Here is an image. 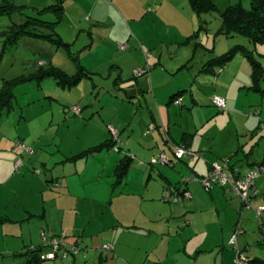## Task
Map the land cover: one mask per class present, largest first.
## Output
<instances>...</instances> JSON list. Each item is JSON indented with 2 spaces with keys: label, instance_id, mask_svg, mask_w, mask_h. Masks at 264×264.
Masks as SVG:
<instances>
[{
  "label": "crops",
  "instance_id": "1",
  "mask_svg": "<svg viewBox=\"0 0 264 264\" xmlns=\"http://www.w3.org/2000/svg\"><path fill=\"white\" fill-rule=\"evenodd\" d=\"M118 1H121V3H117ZM158 1L68 0L66 2L65 0H0L1 5L10 4L22 11L17 13L16 20L19 22L23 13L34 16L41 15L42 11L49 6L62 2V14L58 24L55 26L56 34L62 41L61 46L58 47L52 40L38 37H24L15 45L18 46L20 43H24V45H42V47L45 46L47 48L43 52L41 51L47 61L42 59L37 63H29L24 69L26 73L23 74L36 73L41 68L56 69L62 71L68 78L67 80H69V77L78 75L81 71L80 67L83 66L90 74L86 78H89V82L92 81L89 95L79 97L81 92L90 89V83L78 82L73 84L70 89V91L74 90L78 94V98L73 103L76 104L75 107L80 110L81 115L80 117L78 116L79 118L71 120V118L68 119L67 115L65 116L66 112L61 114L63 117L59 122L62 123L60 125L63 126L65 124V127L69 129L67 133L60 132L61 126L59 129L58 125L52 132L51 128L55 125L54 115L49 122L50 129L48 131H46L47 129L43 130L42 125L47 124V119L40 120L35 112L30 113L31 119L29 120V115L24 116V113L30 105H21L22 112L19 120L20 122L25 121V125L22 132L17 128L14 129V132L18 133L20 141L23 140L25 145L27 143L35 145L37 143L41 147L40 139H49V144H53V150L50 151V154L53 155L54 159L61 154L63 158L58 163L60 164L59 166H63L65 169L70 160L78 164L80 159L86 158V162L82 168H77L69 173V171L64 169L59 170L58 165L54 168L53 163H49L50 161L48 160H40L39 163H42L45 170L44 180L46 183L38 181L44 187L35 189L34 186L30 185L29 189L30 195H34L35 192L43 193L40 211L25 207L20 217H13V215L9 214L0 216V220H3L0 223V256L6 258L9 255L11 264H22L24 262L23 259L15 256H19L30 246L37 245L33 244L37 241V232L32 233L29 231L25 233L22 229L26 220L34 221V218H41L43 229L52 235L54 234V236H51L52 239L59 235L67 237V235L78 234L83 239L87 238L90 241L85 243L87 247L90 244L94 247H99L103 243L114 244L115 256L107 260L109 264H150L152 256L155 258L154 264H204V259L209 258V253H212L210 259H212V255L218 256V261H215V264H234L235 252L237 251L242 253L243 258L246 257L245 264H257L255 261L264 262V257L262 256V254L264 255V212L261 215L260 224L256 228L255 233L252 231L248 232L245 225L250 222L251 218L247 220L246 212L242 208L243 203L241 204L242 201L233 191L231 192L224 187L214 188L209 190L210 197L201 196L199 189H196L195 193L192 191L191 186L198 184L189 185L188 181L191 182L194 179L193 176L196 179L199 178L200 181L205 175L207 176L211 167L209 161V163H206L207 166L204 164L205 166L202 167H199V162L192 167L187 165L189 168H187V171L189 170L188 173L187 171H182L180 167L178 168L177 161L173 155L166 154L165 151H162L164 154L155 151L159 153L158 155L155 152L153 155L150 152H145L147 161L144 165H140L139 169L135 167L139 172V179L133 182L132 178L130 179L131 168L135 166V162L138 159L136 155L138 154L140 157L143 154L139 153L136 148H132L130 144L127 147L128 151L125 155L119 157L117 164L114 161L109 162V156L105 154L109 152V148L105 146L110 141V135L108 127L105 129L102 125H106L107 121L103 117L102 111L100 113L101 116H99V111L103 107L99 110H95L94 107L95 104L98 107L102 104V100H100L101 92L109 93L107 98L115 97L116 101H111L113 105L117 103L118 106L120 104L129 106L128 104L134 105L133 102L138 100L141 108L144 106L148 107L151 115L153 114L152 111L154 113L155 111L158 112V118L156 115L153 116L155 118L154 121L159 126H163L162 128L165 129V132L170 137V142L192 152L198 151L194 146L195 136L209 121L225 110L235 114L245 113L248 107L253 106L252 109L255 108V110H249L250 128L253 129L256 125L257 133H260V135L256 136L255 134L251 139L248 134H245L247 139H239V145H241L238 150L239 153L237 151V159L236 152L231 153V151H222L219 157L216 156V158L221 160L230 158L232 167L239 171L238 174L240 176H245L251 168L264 163V129L260 130L259 127L260 122L264 123L262 120V116H264V100L255 98L249 104L240 96L241 94L250 95V93L255 95L262 93L264 95V89L261 86L258 90L251 88L253 86L252 66L250 74L246 73V75H241L240 77L235 74L226 75V67L229 68L232 62L236 60L238 56L236 55L226 67L219 70V72L223 70L221 74L212 75V73H206L203 70L204 67L212 59L227 52L225 47L218 51L217 48L207 46L200 40L199 35L202 31H206L200 26L205 24L208 19L204 20L203 14L200 15L195 11L189 0H173L175 4L169 6H167L169 0H161L160 8L153 10L151 4L154 2L158 3ZM180 3H182L183 8L181 12ZM148 6L149 9L146 11ZM149 12L155 13L149 15ZM45 14L52 15L48 12H44ZM194 14H197L200 18L197 29H195ZM132 24L135 28L132 27ZM1 25H3L2 22H0V27ZM115 27L123 28L126 31V35L104 41L105 31H98V29L110 28V30H113ZM209 31L207 24L206 32ZM43 32L51 33L46 30H43ZM198 36L199 40H196ZM186 37L187 39H185ZM1 43H3V40ZM183 43L192 44L194 48H203L207 50V54L208 52L210 53L208 54V59H206L205 55H198L200 59L198 60L199 63L195 70L194 79L191 75L186 74V68H191L187 65V60L193 49L190 47L182 49ZM122 44H127L131 52L126 53V49L122 53L117 52V50L120 51L119 45L121 46ZM214 44H216L215 41ZM74 46H76V49ZM145 48L154 50L147 65H145L144 52L141 51V49ZM60 49H62L61 51H66L73 62H70L65 57L66 65L60 66L55 58ZM5 50L6 48L3 49L4 52ZM175 52H185L181 57L180 63ZM145 66L152 68L150 76L145 77L143 80L138 79L135 83L131 76L132 71ZM246 67L250 69L249 65ZM214 68L216 73L220 69L217 65ZM126 71H129L127 80L124 79ZM202 77L205 78L201 79ZM181 78L183 80L177 82ZM113 79V86L109 87L108 83ZM198 79L203 80L205 84H207V81L212 83V80L216 82L217 86L215 89L217 93H215L214 97H222L226 100L225 110H217L212 104V99L209 101V99L205 98L207 96L205 93L199 91V94L195 91L196 83L198 85L199 83L201 84L200 81H197ZM125 81L128 82L126 86L123 85ZM67 84L71 85L69 83L65 85ZM93 93L98 94H95L94 97ZM184 94H187L189 98L188 103ZM126 95L128 100H126ZM178 100H181V104H176ZM236 100H241V104H235ZM13 102L14 99L6 113L13 109ZM69 103L67 101V104ZM133 105L129 107H134ZM34 107L35 105L31 106V109ZM87 108L90 110L89 114L84 113ZM257 109L259 110L257 111ZM162 112H164V115ZM172 114L184 116L183 119L186 121L185 126L183 127L182 125L176 136L171 133V128H169V124L172 122L171 119L168 118V123L166 119L167 115L171 116ZM257 114L259 116L255 117ZM2 117L1 114L0 122ZM96 118L99 119L97 120ZM109 124L112 125L113 123L110 121ZM61 134L64 136L61 138V144L69 138L77 140L80 150L65 151L60 146L57 148L54 144L57 142V137ZM143 141L142 139V143ZM149 142V140L144 141L142 147H145V150L151 149L152 144ZM42 147L45 148L44 145ZM100 147L102 148L99 151H94V149ZM56 153L57 155H55ZM13 154L16 156L15 153ZM161 155L166 156L167 164L165 165H168V168L172 170V174L175 176L173 178L176 179L179 176L178 179L174 180L169 177L167 173L163 172L162 168L152 163L153 158L161 157ZM150 156L152 159L148 163ZM22 158L24 164L29 166L32 161L34 166L33 162L38 157L29 158L28 156H23ZM124 160L128 162V166L125 170V175L120 178L118 167ZM210 160L212 162L215 161L213 158ZM2 161L5 162V159L0 153V163ZM140 161L145 162L141 159ZM150 163L152 164L151 167L148 166ZM136 170L133 169V173ZM106 173L109 174L106 175ZM154 177L162 178L163 185L161 186L157 181H151ZM4 178L0 175V182L9 180ZM24 179L25 177H17V185L14 187L22 186ZM107 180L111 182L109 186L105 182L101 184V182ZM57 187L61 188L55 190ZM257 188L259 197L254 200L255 206L264 208V176L257 181ZM161 189H163V192L170 191L172 196L175 197H185L186 193H190V197L192 195V199L195 198V203L188 205L182 202L183 204L180 205L182 208L178 214H175L177 212V209L173 211L175 207H171L172 205L167 207L161 203ZM31 200L32 198L29 199V202ZM61 201L71 204L72 208L60 209L59 202ZM131 202L134 203V207H132ZM81 204L86 205L81 207ZM97 205L100 207L96 214L97 217L107 216L110 222L108 225L104 224L97 227L93 233L87 235L88 228L84 219L92 215L90 208ZM187 208L189 209L187 210ZM191 211L199 213L198 221L194 219L196 216L192 215ZM25 214L26 217H24ZM136 214L138 216H135ZM183 214L185 219L178 222L186 221L188 224L185 223L187 226L185 229L182 230V225L180 226V224L176 227L166 225L167 220L180 219ZM242 216L243 218H241ZM239 220H242L241 227L244 234L241 236L243 239L240 244H238V240L236 244H232L231 241ZM8 221L13 224H6L7 228L3 225ZM121 228L123 229L121 230ZM126 233L130 235L127 236ZM193 236H203L204 238L199 244L191 246ZM89 237L92 239L89 240ZM44 252H50V249ZM217 253L221 254L217 255Z\"/></svg>",
  "mask_w": 264,
  "mask_h": 264
},
{
  "label": "rangeland",
  "instance_id": "2",
  "mask_svg": "<svg viewBox=\"0 0 264 264\" xmlns=\"http://www.w3.org/2000/svg\"><path fill=\"white\" fill-rule=\"evenodd\" d=\"M65 1L68 2V0H65ZM160 1L161 0H159L158 3L154 2L153 4H151L153 10L160 8L162 4L160 3ZM214 2L216 3L217 8L221 12L225 11L228 7L232 5H236V4H242L247 9H250L251 7L250 0H214ZM117 3H121V1H118ZM171 4H175V2H173V0H169V3L167 6ZM148 9H149V6L146 8V11ZM182 10H183L182 3H180V12ZM220 11L217 10L211 13H204L202 15L204 20L208 19L207 24H208V29L210 31L209 32L202 31L201 34L199 35L200 40L204 42L207 46H211L212 48L213 47L217 48L218 51H221L222 47H225L228 51L229 48L233 47L236 43H240L241 45L249 49H252L253 46L250 44V42L247 39L243 37L228 38L224 35H217V33L222 27V22L220 19L221 14L219 13ZM153 13L149 12L148 14L151 15ZM43 18L54 20L53 15H45L43 16ZM193 18L196 22L195 29H197L199 27L200 18L198 17L197 14L196 15L194 14ZM3 19L4 21L8 20V18H3ZM132 27L135 28L133 24H132ZM98 31H105L104 41H109L111 38H115L117 36L126 35V31L120 27L119 28L115 27V29L113 30H110V28L98 29ZM199 36L196 37V40H199ZM185 39H187V37ZM214 41L216 44H214ZM74 47L76 49V46ZM185 47H190L193 49L191 54L188 56V60H187V65L191 68L190 69L186 68V74L191 75V77H193L194 79L195 70L197 68V64L199 63L198 60L200 59L199 58L200 56L198 57V55L199 54H202V56L205 55L206 59H208V54L210 53L208 52L207 54V50L203 48L201 49L200 47L194 48L192 44L183 43L182 49ZM4 48H6L5 52L3 51ZM45 48L46 47L45 46L42 47V45L30 46V45H24V43L23 44L20 43L18 46H15V47L14 46H4L0 40V91L4 85V82L8 80L15 81L17 80V78H19L22 75L26 77L30 75H34L35 72L32 74H23V73H26V71L24 70L25 66L28 65L29 63H32V64L35 62L37 63L39 60H42V59L45 60L44 56L41 54V51L43 52L44 50L47 49ZM119 49L120 51L117 50V52L122 53L124 52L125 49H126V53L131 52L127 44L126 45L122 44L121 46L119 45ZM258 49L260 52H264V45H259ZM61 50L62 49L58 51L59 53L55 57L57 63L60 66L66 65L67 62H65V57H67L70 62H73V60L69 57L68 53L66 51H61ZM141 51L144 52L145 65H147V62L151 59V54L154 53V50L151 48H145V49H141ZM184 53L185 52H175V55L178 57L179 63L181 62V57ZM237 55L238 56L236 57V60L232 62L230 67L229 68L226 67V70H227L226 75L235 74V75H238V77H240L241 75L242 76L246 75V73L250 74L251 73L250 62L242 55V53H238ZM189 57H191V59H189ZM262 63L264 64V59H262ZM247 64L249 65L250 69L246 67L248 66ZM197 70L199 71V69ZM151 71H152V68H150L149 66H145V67L137 68L133 70L131 76L134 79L133 81L136 83L138 79L143 80L145 77L150 76ZM128 72L129 71H126L124 75V79L126 80L129 77ZM222 72L223 70L220 71L218 75L221 74ZM204 78L205 77H202L201 79H204ZM81 80H80L81 82L79 81V83H86V84L90 83V89L85 90V92L84 91L81 92L79 97L89 95V92L91 91V85H92V81L89 82V78L84 77V78H81ZM182 80H183L182 78L178 79L177 82H181ZM197 81H200L201 84L199 83L198 85L196 83L195 91L198 92L199 94H200L199 91L205 93V95H207L205 98L209 99V101H211L212 99L213 101V97L215 93H217L215 89V87L217 86L216 82L212 80V83L211 81H207L206 82L207 84H205L203 80L198 79ZM113 82H114V79L110 81V83H108V86L109 87L113 86ZM127 84H128L127 81L123 83L124 86H126ZM72 87H73L72 85H68V84L63 86V84H60L59 80L56 79L55 77H50L40 82L38 81H33L31 83L25 82V83L19 84L16 87V90H15L16 96L13 102L14 107L10 112L6 113L8 109H5L3 111L2 113L3 117L0 122L1 124L0 125V153H2L5 159V162L2 161L0 163V175L9 179V180H6L5 182H0V216H2L3 214H9V215H13V217L15 216L20 217L22 216V213L24 212L25 207H29V209H33L35 211L37 210L40 211L41 204L43 201V197H42L43 193L41 194V193L35 192L34 195H30V192H29L30 185L34 186L35 189H41L44 186L38 181H42L44 184L46 183L44 180L45 170H44L42 163H39L40 160L42 159L48 160L50 161L49 163L51 164L53 163L54 168H56V166L58 165L57 167L59 168V170L64 169L66 171H69V173L76 170L77 168L79 169L82 168L83 164H85L86 158L80 159L78 161L79 162L78 164L75 163V161L70 160V163L67 164L66 169H65V167L59 166L60 164L58 163V161H60V159H62L63 156L60 154V156H57V158L54 159L53 155L50 154V151L53 150V144H49L50 142L49 139L47 138L40 139L41 144L44 145L45 148L42 147V145L40 147L39 145H37V143L35 145H32L33 143H27V145H25L23 140L20 141L21 139L19 138L18 133L14 132L15 128L19 129V131L22 132L23 126L25 125V121L20 122L19 120V116L21 115V112H22L21 105H30V107H28L24 113V116H26L27 114L29 115L28 116L29 120L31 119L30 113H35V112L37 113L40 120L47 119L48 121L47 124L42 125L43 130L47 129L46 131H48L50 129L49 122L51 121L52 116L54 115L55 125L52 126L51 128L52 132L57 128V125L59 126V129L61 126V129L59 130L60 132L62 133L69 132V129L65 127L66 126L65 124L63 126L60 125L62 123H60L59 121L63 117L61 116V114L63 112L65 114L66 112L65 116L67 115L68 119L71 118V120L79 118L81 115V113L79 117L75 115L74 108H76L75 107L76 104H74L73 101L76 98H78V94L74 90L70 91ZM261 87L264 89V80L262 81ZM95 94H98V93H93V96ZM112 95H115V94H112ZM108 96H109V93L101 92L100 94V100H102L101 106L98 107L96 104L94 105L95 110H99L101 107H103L99 111V116H101L100 113L102 111V115L106 119L107 122H106V125H102V126L105 127V129L106 127H108L107 129L110 135L109 143L111 144L115 143V145L108 150L109 152L106 151L107 153L105 154H108L109 160H110L109 162L114 161L117 164L119 157L125 155L126 152L128 151L127 147L129 144L131 145L132 148L134 149L136 148L137 150H139L138 152L142 153L143 155L140 157L138 156V154L136 155L138 159L135 162V166L133 165L134 167L131 168L132 171L130 172V179L132 178L133 182H136L137 179H139V176H138L139 172L138 170H136V168L139 169V166L144 165L147 161L146 159L147 156H145L144 154L145 152L146 153L150 152L151 155H153L155 151L161 154H164V152L162 151H165L166 154L173 155L174 159L177 161L176 163L178 165V168L180 167L182 171H187L188 166L192 167L197 162H199L200 164L199 167L205 166L204 164L209 163V162L211 163V165L214 163H222L223 160L216 158V156L219 157L222 151H231V153L236 152V159H237L238 153H239L238 150L241 145V144L239 145V139H244V138L247 139V136H245V134H248V136L251 137V139L253 135L255 134L256 136L260 135V133H257L256 125L253 127L254 130L250 128L251 124L249 123V117H250L249 110H255V108L252 109L253 106L248 107L245 113L235 114V113H232L231 111L225 110L224 112H221V114H219L216 118L209 121L208 124H206L199 130L198 134L195 136V142H194V146L198 150V151H195V153L198 155L199 158L196 157L194 161L189 162L187 159H180L177 157L176 155L177 149L180 146L170 142L169 140L170 137L165 132V129L162 128L163 126L161 125L159 126L154 121L155 118L153 116L156 115V117L158 118V112L155 111L154 113L152 111L153 114L151 115L148 107L144 106L141 108L140 102L138 100H136V102H133L134 105L128 104L129 106L133 105L134 107H129L127 106V104H120L118 106L117 103L113 105L111 101H116L115 97L110 96L111 97L110 99V98H107ZM240 96L241 98L245 99L249 104L252 103L255 98H257L258 100H264V95L262 93H259L256 95L253 93H250V95L241 94ZM184 97L186 98L187 103H188L189 98L187 94H184ZM126 100H128L127 95H126ZM67 101L70 103L67 104ZM33 104L35 105V107L31 109V106H34ZM235 104H241V100H236ZM175 107L180 108L179 106H175ZM214 108L219 110L217 107H214ZM258 110L259 109H257V111ZM89 112L90 110L88 108L84 110V113L86 114H89ZM162 113L164 115V112ZM241 114L243 115L241 116ZM258 116H259L258 114L255 115V117H258ZM183 117L184 116H181V115H173V114L171 116L167 115V118H166L167 123H168V118L171 119L172 122L171 124H169L170 125L169 128H171V133H173V135L175 136L180 131L182 125L183 127L185 126L186 121H184ZM96 119L98 120L99 118H96ZM262 120L264 121V116H262ZM110 121L113 123L112 125L109 124ZM68 126H71V125H68ZM259 127H260V130H263L264 123L260 122ZM166 131L168 132V130ZM61 135L57 137V142L54 144L57 148L60 146V148L65 151H70V150L78 151V149L80 150L77 140H72L69 138V139L64 140V143L61 144L60 143L61 138L64 137L63 134ZM142 139L144 141L145 140L150 141L149 143L152 144V147H151L152 151L151 149L145 150V147L144 148L142 147L144 143V141L142 143ZM9 140H11L12 142ZM140 142H141V145H140ZM13 153H15L16 156H14ZM159 153H156V155H158ZM55 155H57V153ZM23 156H28L29 158H35V157H38V158L33 162L34 166L32 164V161L31 162L29 161L31 164L28 166L24 164L23 158H22ZM212 158L215 159V161L212 162L210 160ZM140 159L145 162L140 161ZM151 159L152 158L150 156L148 163L151 162ZM185 161L188 162V164H186ZM148 166L151 167L152 164L150 163L148 164ZM157 167L162 168L163 172L167 173L169 177H172V178L175 177L172 174V170L168 168V165L159 163ZM133 169L136 170L134 173H133ZM187 172L189 173V170ZM108 174L109 173H106V175ZM263 176L264 175H262L261 177ZM17 177H25V179H24V184L22 186L18 185L15 188L14 186L17 185L16 183ZM193 177L194 179L191 182L188 181V183H190L189 185L191 184H198V185L191 186L192 191L195 193V190L199 189L201 196L210 197L211 194H210L209 189H207L203 185V183L200 181L199 178L196 179L195 176ZM178 178L179 176H177L176 179ZM260 178H258V180ZM173 179L176 180L175 178ZM125 180H126V177H125ZM151 181H157L159 182V184H161V186L163 185L162 178L159 179L157 177H154ZM104 182L105 184H107V186L111 184V182L108 180L101 182V184H104ZM183 184H184V181H183ZM218 187L220 186H216L214 188H218ZM60 188L61 187H57L55 190H59ZM220 188H223V187H220ZM226 189L230 191L228 187H226ZM216 190H219V189H216ZM161 192H162V196L160 197L161 203L167 207H170L171 205H172L171 207H175L173 208V211L177 209V212H175V214L179 213L180 209L182 208V206L180 207V205H182L183 203L188 204V205H193V203H195V198L192 199V195L191 197H179V201H175V196H171V199H168L167 191L163 192V189H161ZM30 198H32V200L29 202ZM74 204H75V201H74ZM131 204H132V207H134V203L131 202ZM84 205L86 204H81L80 206L85 207ZM252 205L253 206L251 208H246L242 205V208L246 212L245 216L247 220L251 218L250 222H248V224L245 225V227H247L246 230L248 232L252 231L253 233H255L256 228L259 227L260 220L262 217L261 215H263L264 208H259L258 206H255V201L252 202ZM59 208L63 210L67 208H72V206L71 204L69 205L65 203L64 201H61L59 202ZM189 208H187V210ZM260 209L263 210L261 214L258 213V210ZM99 210H100V207L98 205L90 208V211L92 214L90 216L91 218L89 217V218L84 219L85 225L88 228L87 235H90L91 233H93L97 227L104 225V224L108 225V223L110 222V219L107 216L97 217L96 214L98 213ZM191 214L195 215L196 217H194V219L198 221L197 217L199 213L197 211H191ZM247 215L249 216L247 217ZM135 216H138V214H136ZM24 217H26V214ZM241 218H243V216ZM184 219L185 218L183 214L181 215L180 219L167 220L166 225H172L176 227L178 224H180V226L182 225L181 229L183 230L187 227L186 224L188 223H186V221L182 223L178 221H183ZM33 220L34 221L26 220L22 227L23 232L25 233L29 231H31L32 233L37 232V241L34 242L33 244L47 246L46 249L47 250L50 249V251H51L52 246L50 247L49 245L54 243V240L62 244L61 250L58 251L55 259L43 261L41 264H109L107 263V260L115 256L114 244H112V247L109 250L106 249V246L111 245V244H106V243L101 244L99 247H94L92 246V244H90V246L87 247L85 243L86 242L89 243L90 241H88L87 238L83 239V237H80V235L78 234H75L73 236L67 235V237L65 235L63 236L59 235L52 239L51 236H54V234L52 235L47 230L43 229L44 226L42 227L43 223L41 222V218H34ZM241 221L239 220V222ZM256 223L258 224L256 225ZM6 224L12 225L13 223L8 221L3 226L7 227ZM15 224H18V223H15ZM122 229L123 228H121V230ZM42 233L46 234L45 238L41 236ZM243 234L240 233L238 235V239H237L238 244H240V242L242 241L243 238L241 235ZM126 235L128 236L130 234L126 233ZM196 237L197 236H193V242L191 246H195L196 244H199L204 238L203 236H199L197 238ZM91 239L92 238L89 237V240ZM211 254L212 253L208 254L209 258L207 257L204 259V262H205L204 264L206 263L215 264V261L216 262L218 261V258H217L218 256L212 255V259H210ZM219 254L221 253H217V255ZM235 255L236 256L234 259V264H240L239 260H241V264H245L246 257L243 258L242 253L240 255V252L237 251L235 252ZM262 256L264 257L263 254ZM154 259L155 258L152 256L150 259V262H151L150 264L155 263ZM10 260L11 259L9 255L6 258L0 256V264H11Z\"/></svg>",
  "mask_w": 264,
  "mask_h": 264
},
{
  "label": "trees",
  "instance_id": "3",
  "mask_svg": "<svg viewBox=\"0 0 264 264\" xmlns=\"http://www.w3.org/2000/svg\"><path fill=\"white\" fill-rule=\"evenodd\" d=\"M193 9L200 15L204 13H211L217 11V5L214 0H189ZM250 9L245 8L242 4H236L228 7L221 14L220 19L222 27L217 35H224L228 38L243 37L247 39L253 46L249 49L240 43H236L233 47H230L227 52L211 60L205 67L206 73H212V75L218 74L219 70L226 67V65L238 54L242 55L250 62L252 66V89L258 90L264 80V52H260L259 45H264V0H250ZM62 2H58L56 5L49 6L46 10L42 11L41 15L22 14L20 22L16 20L17 13L22 11L18 10V7H14L10 4H0V22L3 23L0 27V40H3L4 46H15L24 37H38L52 40L56 45L61 46L62 41L56 34L55 26L58 24L62 14ZM44 12L51 13L55 16L54 20L44 19L43 16L48 15ZM50 15V14H49ZM7 17L8 20L4 21L3 18ZM205 23V22H204ZM207 22L200 26L203 30L207 31ZM43 30L50 31L51 33L43 32ZM192 37V36H191ZM218 66V72H215V66ZM81 71L78 75L66 77L62 71L56 69H39L38 72L30 76H20L17 80H8L4 82L2 91L0 94V116L5 109H8L12 100L15 98V90L19 84L31 83L33 81H42L50 77H55L59 80L60 84L65 85L69 83L71 85L78 83L81 78L90 76L89 72L83 67H80ZM115 145L108 142L105 147L109 149ZM102 147L94 149L99 151ZM90 153V152H88ZM230 158L223 159V162H230ZM128 166L126 160L118 167L119 177L125 175V170ZM211 169V167H210ZM230 169L233 171L235 168L230 164ZM205 178V177H203ZM201 178V180L203 179ZM3 220H0L2 223ZM262 225V224H261ZM240 229L244 233L241 222H238L235 232ZM47 246L38 245L30 246L25 252L16 258H22V264H41L43 261L40 259V255L46 251ZM257 264H264L262 261H255Z\"/></svg>",
  "mask_w": 264,
  "mask_h": 264
},
{
  "label": "built area",
  "instance_id": "4",
  "mask_svg": "<svg viewBox=\"0 0 264 264\" xmlns=\"http://www.w3.org/2000/svg\"><path fill=\"white\" fill-rule=\"evenodd\" d=\"M176 104H181V100H178ZM213 104L219 110L226 109V100L221 97H215L213 99ZM75 115H80V110L76 107ZM177 157L180 159H187L189 162L194 161L198 155L195 152H192L189 149L184 147H179L176 153ZM199 158V157H198ZM167 158L165 155H161V157L154 158L152 163L154 165H158L159 163L167 164ZM239 171L234 169L231 171L230 169V162H222V163H214L211 165L210 172L208 173L205 178L201 180L203 185L211 190L216 186L220 187H228L230 191H233L243 203V206L246 208L252 207V202L259 197V191L257 188V180L262 175H264V163L260 165H256L249 170V172L245 176H240ZM172 193L167 191V198L171 199ZM185 197H190V193H186ZM175 201H179V197H175ZM263 210H258V213L261 214ZM242 233L240 229H238L233 238L232 244L237 242L238 235ZM41 236L43 238L46 237L45 233H42ZM51 247L50 252H44L40 255V259L42 261L55 259L59 250H61L62 244L54 240V243L49 245ZM112 245L106 246V249L109 250ZM53 250V251H52ZM241 255V253H240ZM241 264V260H239Z\"/></svg>",
  "mask_w": 264,
  "mask_h": 264
},
{
  "label": "clouds",
  "instance_id": "5",
  "mask_svg": "<svg viewBox=\"0 0 264 264\" xmlns=\"http://www.w3.org/2000/svg\"><path fill=\"white\" fill-rule=\"evenodd\" d=\"M216 97H217V96H216ZM214 98H215V97H214ZM214 98H213V99H214ZM221 98H222V97H221ZM214 106H215V105H214ZM215 107H216V106H215ZM220 111H222V110H220ZM77 116H79V115H77ZM230 164H231V162H230ZM261 164H262V163H261ZM259 165H260V164H259Z\"/></svg>",
  "mask_w": 264,
  "mask_h": 264
}]
</instances>
